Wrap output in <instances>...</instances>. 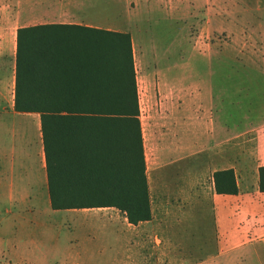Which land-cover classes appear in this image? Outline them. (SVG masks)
Wrapping results in <instances>:
<instances>
[{
	"label": "rangeland",
	"instance_id": "374dc122",
	"mask_svg": "<svg viewBox=\"0 0 264 264\" xmlns=\"http://www.w3.org/2000/svg\"><path fill=\"white\" fill-rule=\"evenodd\" d=\"M21 1L25 3L27 0ZM172 1L99 0L105 10L96 12L95 20L74 18L71 14L75 13L71 11L62 12L60 17L51 16L47 20L55 22L61 19L68 23L78 22V26L96 25L105 30H124L130 37L132 33L128 29L134 31V44L132 37L131 41L139 118L147 144L152 133L151 121L155 109L151 107L154 93L150 87L158 80L154 75V66L157 58L167 55V42L170 41L165 37L169 26H161L159 22L173 12L174 15L178 14L179 26L174 30L173 52L179 61L181 87L194 86L197 152L205 148L203 150L208 155L219 157L226 150L228 158L234 160L236 149L243 148L251 155L252 137L259 132L264 133V28L252 26L257 14L247 10L257 4L228 0L231 8L225 11L224 3L227 0H174L177 12L172 8ZM23 9L20 8L21 25L38 23V20L27 21L28 13ZM84 15L87 17V12ZM236 20L238 22H233ZM150 36L152 39L149 41ZM156 36L160 40L155 39ZM151 56L154 57L151 59ZM141 62L146 64L142 72ZM13 113L14 106L0 110V114L5 117H11ZM21 116L27 117L21 128H27L29 122L38 119L34 114ZM190 140H193L192 137ZM146 151L149 190L155 215L151 222L132 226L117 209L55 212L50 206V199L37 204L15 205L14 208L13 205L0 203V222H9L8 210L25 214V219L16 221L13 230L0 231V236L18 241L34 240L41 245H24L22 252L26 254H23L25 261L20 263L17 257L15 261L10 260V257L3 260L2 252L8 248L0 245V264H30L29 258L41 252L44 253V259L49 261L44 264H61L59 257L64 254V249L60 245L48 247L52 240L51 229H72L79 223L96 232L92 233L97 238L95 245L100 249L92 254L91 260L88 258L80 264H264V231L250 232L249 239L252 240L247 249H235L233 243H225L220 247L208 206L201 204L197 208L199 211H194L190 208L194 206L177 203L178 197L172 194L175 192L173 182L182 180V183L189 174L201 175L206 169L204 164L197 163L196 167L188 171H174L175 166L153 172L157 157L153 149L146 148ZM170 154H174L173 150L165 152V161ZM236 169L241 185L250 187L253 179L251 167L243 164ZM163 180L169 183L168 188H160ZM210 183L205 181L208 190ZM250 208V219L246 225L251 228L261 225L258 216ZM107 219L111 220V228L107 225Z\"/></svg>",
	"mask_w": 264,
	"mask_h": 264
},
{
	"label": "trees",
	"instance_id": "16d2710c",
	"mask_svg": "<svg viewBox=\"0 0 264 264\" xmlns=\"http://www.w3.org/2000/svg\"><path fill=\"white\" fill-rule=\"evenodd\" d=\"M14 108L41 119L54 211L115 208L129 224L153 219L131 37L78 26L20 28ZM264 193V166L258 168ZM238 195L233 169L213 174Z\"/></svg>",
	"mask_w": 264,
	"mask_h": 264
},
{
	"label": "crops",
	"instance_id": "0c3cea01",
	"mask_svg": "<svg viewBox=\"0 0 264 264\" xmlns=\"http://www.w3.org/2000/svg\"><path fill=\"white\" fill-rule=\"evenodd\" d=\"M242 1L246 4L250 2L257 4V6H252L251 9L247 10H250L252 14H257L253 18L252 26L264 28V0ZM228 2L227 0L224 3L225 11L231 8ZM107 6L109 7L108 4H105V7ZM21 7H24L23 10L28 13L26 17L27 21L38 20V23L21 25ZM172 8H175L178 12L177 7H174V0L172 1ZM101 9L103 7L99 0H27L25 3L21 0H0V110L5 107L13 108L14 106L16 39L18 30L24 27L51 24L79 25L78 22L68 23L61 21V19L49 22L47 18L56 15L60 17L62 16V12L71 11V13H75L71 14L74 18L78 19L82 17V19L93 20L96 16L94 14L101 11ZM108 9L111 10V7ZM76 12L78 13L76 14ZM81 12L83 14H80ZM86 12L87 17L84 15ZM91 15H93V18H90ZM224 21H227V19H224ZM233 22H238V20ZM159 23H161V26H169L170 30L165 33V37L167 40L170 39V41L168 40L167 42L169 43L167 55L160 58H157L158 55L156 56L154 75L157 76L158 80L157 83L150 87L151 92L154 93L151 107L155 109L152 115V133L147 143L148 146L143 134L145 156L147 155L146 148L154 150L153 152L157 157V162L155 163L157 166L153 168V172L175 166L177 167L173 168L174 171H188L191 167H196L197 163L204 164L206 169L201 175L189 174L182 183V180L174 181L175 192H172V194L178 197V204L182 203L183 205L194 206L190 207L194 211H199L197 208L201 204L208 206L213 216L216 227L215 235L219 239L218 243L220 247L224 246L225 243H233L235 249H247L250 246L249 242L252 240L251 238L249 239L250 232L252 230L255 233L264 231V193L260 192L258 185V168L264 166V133L259 132L252 137L251 155L248 150L239 148L236 149L233 155L235 156L234 160L228 158L226 150L223 153L221 152L219 157L208 155L203 150L205 148H200L201 151L197 152L199 149H197L195 134L197 113L195 101L193 100L194 86L187 85V87H181L179 83V61L175 59L173 52L174 30L179 26V16L178 14L174 15L173 12L171 15L166 16L165 19L161 18ZM89 27L102 29L96 25H90ZM108 30L121 33L126 32L116 29ZM128 30L132 33L131 37L134 44V31ZM170 34L171 37H168ZM157 38L160 40L156 36L155 39ZM150 39H152L151 36L148 37L149 41ZM143 42L145 41L143 40ZM148 44L152 46L151 43ZM155 48L157 47L155 46ZM148 50L150 51V49ZM153 57L149 58L152 59ZM149 61L153 62L152 60ZM145 63L148 64L147 60ZM146 64L140 63L141 72ZM15 113L11 117H5L3 114H0V203L13 205V208L15 205L37 204L50 199L40 116L34 114L38 116V119L29 122L27 128H21V125L26 120L25 118H27L21 115L32 114H20L16 111ZM190 137L193 140H190ZM166 138L169 140L168 144H166ZM172 150L174 154L168 155L166 162L164 154L166 151L171 152ZM243 164H247L252 169L253 179L250 187L245 184L243 187L239 182L236 168ZM227 169H233L236 173L239 186L238 195H219L215 191L213 174ZM147 176L150 183L148 165ZM205 181L207 183L211 181L209 190L206 189ZM168 185L167 180H163L159 186L160 188H168ZM250 206L261 222V225L253 228L246 225L250 219V213H248ZM103 209L115 208H99L98 210ZM152 212L153 218H155L153 208ZM6 213L9 222L3 223L4 221H1L0 231L13 230L17 224L16 221L25 219V214L16 212L15 210H8ZM107 220L108 222H105L110 227L111 220ZM141 224L143 223L139 225ZM78 225L72 229L62 227L57 230L51 229L53 234L48 247L54 248L60 245L64 249V254L59 257L61 264H80L87 261L88 258L91 260L92 254L100 250L95 245L97 238L93 233L96 232L93 229L89 230V228L83 227L81 223ZM113 234L119 235L117 233ZM61 237L64 239L61 240ZM29 244L35 246L38 243L34 240L18 241L17 239H6L5 236H0V245H6L8 248L6 252H2L1 258L5 260L10 257V260L15 261L14 259L17 257L19 263L25 261L24 255L26 254L22 252V247ZM40 246L38 244V247ZM136 246L139 247L137 244ZM87 253L90 255L88 256ZM43 254L41 252L33 258H29L30 264L48 263L49 261L46 258L44 259ZM67 255L70 256L68 257Z\"/></svg>",
	"mask_w": 264,
	"mask_h": 264
}]
</instances>
